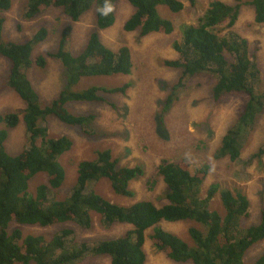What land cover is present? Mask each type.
<instances>
[{
  "label": "trees",
  "instance_id": "obj_1",
  "mask_svg": "<svg viewBox=\"0 0 264 264\" xmlns=\"http://www.w3.org/2000/svg\"><path fill=\"white\" fill-rule=\"evenodd\" d=\"M117 0H27L26 16L34 18L50 8H60L71 21H77L92 6H95V29L84 47L73 54L67 47L72 26L61 30L57 48L47 55L57 59L64 67L63 89L46 105L40 103L38 92L26 75L32 65V48L48 34L41 25L28 39L22 42L4 40L2 30L4 17L0 16V55L9 62L7 85L12 88L25 106L21 116L26 131V146L16 155L5 148L7 129L15 127L20 116L17 112L0 113V264H74L84 254L105 255L110 264H145L143 249L146 230L152 244L174 262L193 264H248L247 251L264 240V207L259 221L243 225L249 214V198L241 191L211 183L204 197L200 196L202 185L209 172V163L198 164L191 169L185 158L179 161L163 160L158 173L167 187V202L157 206L148 199H140L129 205L113 203L94 191V182L104 178L116 194L132 196L130 182L143 174L140 165L117 166L111 150L96 152L92 160H82L77 165V175L68 195L55 197L65 180V168L59 158L70 150L73 141L67 135L51 137L46 125L51 116L60 122L78 126L83 133L91 132L95 115H80L71 112V101L99 102L104 97L98 92H125L128 83L105 87L80 83L91 77L129 74L132 68L131 51L127 46L117 51L105 45L99 31L115 22L114 4ZM134 11L123 22L125 31H138L144 36L150 33H171L172 21L163 17L159 6L171 12L183 8L180 0H128ZM191 3L194 0H190ZM253 7L254 21L264 25V0H235L227 3L211 0L197 23L186 25L179 42L173 47L178 53L175 59L164 64L181 70L177 85L198 73H208L215 78L213 97L242 92L247 98L234 124L223 134L213 159L236 160L250 136L256 116L264 109V91L256 89L260 69L255 56L248 57L247 39L231 29L236 23L242 4ZM12 0H0V12L11 7ZM228 30L222 32V28ZM232 57V58H230ZM35 63L45 66V58L39 55ZM173 97L166 99L165 110ZM263 153L258 150L255 155ZM39 173L46 174V182L36 185L33 193L29 181ZM88 189V190H87ZM218 194L223 213L210 207V201ZM92 212L102 218L106 226L123 223L130 226L122 235L87 244L81 242L70 246L65 237L71 229H63L45 239L41 234H24L21 228L11 224L39 225L73 221L83 228L92 225ZM191 220L199 226H190L191 243L176 234L161 228V221L177 222ZM249 264H264V250Z\"/></svg>",
  "mask_w": 264,
  "mask_h": 264
},
{
  "label": "rangeland",
  "instance_id": "obj_2",
  "mask_svg": "<svg viewBox=\"0 0 264 264\" xmlns=\"http://www.w3.org/2000/svg\"><path fill=\"white\" fill-rule=\"evenodd\" d=\"M183 8L171 12L166 6H159L163 17L174 25L171 33H150L140 35L138 31H125L124 20L134 11L128 0H117L114 4L115 22L107 29L100 30L102 42L114 51L127 46L131 51L132 68L129 74L91 77L84 79L79 87L101 85L119 86L128 83L125 92L104 93V101L67 103L68 109L80 115L94 114L91 132L83 133L80 127L60 122L55 117L47 119L48 134L51 137L69 136L73 145L59 158L65 168V180L56 190L55 197L63 199L75 182L77 165L82 160H92L96 152L109 148L117 166L140 165L143 174L130 182L132 196L116 194L107 179H100L91 188L113 203L129 205L140 199H148L160 206L167 202V187L158 173L163 160H187L192 170L198 164L209 163L210 169L202 185L200 196L204 197L208 186L218 182L222 187L241 191L249 198V214L243 219V225L259 221L260 210L264 207V109L256 116L248 141L240 156L231 161L228 158L213 159L214 150L219 147L223 134L237 119L247 96L242 92L225 94L219 99L213 97L212 87L215 78L208 73H198L181 81L177 85L181 70L164 64V60L175 59L178 53L173 47L179 42L186 25L197 23L211 0H180ZM234 3L235 0H222ZM244 1V0H243ZM27 0H12L11 7L1 11L4 17L2 38L15 42L25 41L41 25L48 29L47 37L35 44L31 51L32 65L26 68V75L39 94L40 103H50L63 89L64 67L47 55L57 48L61 30L65 25L72 26L68 49L76 54L85 45L88 36L95 29V6L86 11L77 21H71L60 8H50L34 18L26 16ZM253 7L242 4L239 17L231 28L245 37L248 42V57L255 56L260 69L256 89L264 91V25L254 21ZM222 32L228 28L223 27ZM42 55L45 66L35 63ZM232 58V57H230ZM10 62L0 55V113L17 112L19 123L7 129L5 148L8 154L16 155L26 146V131L21 116L24 102L7 85ZM173 97L169 106L163 110L167 97ZM0 127H3V125ZM263 153L253 156L258 150ZM46 182V174L39 173L29 181V190L34 192L37 184ZM88 190V189H87ZM210 207L223 213L218 194L210 201ZM158 225L183 240L191 243L188 235L190 226L198 223L186 220L177 222L161 221ZM19 227L24 234H41L45 239L63 229H71L65 237L70 246L81 242L92 244L98 240L115 238L122 235L129 225L115 223L106 226L99 214L92 212V225L83 228L73 221L39 225L11 224L10 228ZM146 230L143 249L146 254L145 264H193L177 263L158 250ZM264 250V240L254 244L245 255V262L251 263ZM21 264V263H15ZM74 264H110L108 256L86 253Z\"/></svg>",
  "mask_w": 264,
  "mask_h": 264
},
{
  "label": "clouds",
  "instance_id": "obj_3",
  "mask_svg": "<svg viewBox=\"0 0 264 264\" xmlns=\"http://www.w3.org/2000/svg\"><path fill=\"white\" fill-rule=\"evenodd\" d=\"M107 29V28H106Z\"/></svg>",
  "mask_w": 264,
  "mask_h": 264
}]
</instances>
